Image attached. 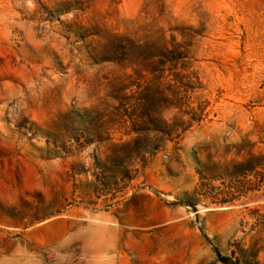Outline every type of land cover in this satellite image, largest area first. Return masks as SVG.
I'll list each match as a JSON object with an SVG mask.
<instances>
[{
  "label": "rangeland",
  "instance_id": "374dc122",
  "mask_svg": "<svg viewBox=\"0 0 264 264\" xmlns=\"http://www.w3.org/2000/svg\"><path fill=\"white\" fill-rule=\"evenodd\" d=\"M251 154L264 0H0V264H264Z\"/></svg>",
  "mask_w": 264,
  "mask_h": 264
},
{
  "label": "trees",
  "instance_id": "16d2710c",
  "mask_svg": "<svg viewBox=\"0 0 264 264\" xmlns=\"http://www.w3.org/2000/svg\"><path fill=\"white\" fill-rule=\"evenodd\" d=\"M137 155L138 157L140 156L143 159V161L145 160L144 155H141V153H137ZM238 165L242 168L245 167V171H241L240 173L241 175L239 176H243V178H246L248 175L253 176L254 180L252 181L249 180L247 182V184L249 185V188L254 189V190H260L262 185L264 184V155L251 154L246 161ZM96 192L99 193L98 191ZM216 252H217L218 258L223 264H238L236 262H233L228 257H223L218 251Z\"/></svg>",
  "mask_w": 264,
  "mask_h": 264
}]
</instances>
